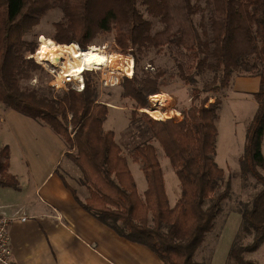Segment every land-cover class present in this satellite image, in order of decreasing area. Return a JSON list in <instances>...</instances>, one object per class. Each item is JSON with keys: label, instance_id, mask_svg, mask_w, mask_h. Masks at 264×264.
Masks as SVG:
<instances>
[{"label": "trees", "instance_id": "obj_1", "mask_svg": "<svg viewBox=\"0 0 264 264\" xmlns=\"http://www.w3.org/2000/svg\"><path fill=\"white\" fill-rule=\"evenodd\" d=\"M202 1L209 7V15L200 30L194 16ZM139 4L160 19L161 30L153 32L152 22ZM56 8L63 12L52 34L59 44L87 48L98 36L113 32L123 54L134 55L135 67L143 51L167 48L177 70L172 76L196 84L200 76L212 74L203 84L207 92L228 88L236 72L260 76V87L253 92L257 111L246 128L240 169L245 179L255 178L262 187L243 209L240 232L227 262L222 263L259 264L246 259L245 253L264 244V0H0V103L48 126L64 141L66 156L80 169L81 181L89 190L86 200L81 201L76 189L63 179L86 210L120 236L151 248L164 264H199L194 254L213 229L229 192V186L223 189L226 171L215 158L221 99L197 104L200 91L195 90L187 114L164 111L166 118L179 121L153 118L148 114L149 100L163 93L159 77L165 71L135 70L121 83V96L132 101L129 129H125L130 140L123 143L114 130L104 128L111 106L100 99L97 85L86 81L82 91L70 87L55 93L48 87L22 85L40 68L26 57L35 43L25 36ZM91 71L82 69L86 77ZM140 118L153 137L137 143L127 155L134 139L131 128ZM157 143L172 167L183 171L179 173L181 196L174 205ZM129 160L141 165L147 181L143 194ZM0 185L20 187L17 176L10 172L8 145L0 148ZM243 235H251L252 241L241 243Z\"/></svg>", "mask_w": 264, "mask_h": 264}, {"label": "rangeland", "instance_id": "obj_2", "mask_svg": "<svg viewBox=\"0 0 264 264\" xmlns=\"http://www.w3.org/2000/svg\"><path fill=\"white\" fill-rule=\"evenodd\" d=\"M200 4L202 8L195 14L194 18L197 26L200 28V30H202L203 24H205L208 19L209 7L204 1L200 2ZM139 7L144 13L145 17L151 20L153 32H157L163 28V23L158 17L149 15L144 6L139 4ZM62 17L63 12L61 9L56 8L50 10L43 17L40 24H38L32 32L25 36L26 39L34 41L35 49L39 43L38 54L40 53L42 58H44V46L41 41L42 35L52 38V34L55 31L54 23L59 21ZM73 44L76 43L61 45ZM91 45L100 47L103 51H105L106 54H117L125 58L132 56L131 52H128L131 54H123L125 52H122V50L115 43L113 32L98 36ZM80 48L83 49L82 47ZM34 51L27 53L33 54ZM138 55L140 56V61L139 64H137V67H135L134 61V71L138 70L142 72V70H146L153 74L157 73L159 70L165 71V74L159 77V81L161 82V91H163V93L160 94L162 98L160 104L157 106L163 113L164 111L175 110L177 111L176 115H178L179 111L182 110L187 114V111L191 107L193 99L192 96L195 90L200 91L199 98L195 100L197 104H200L205 100L207 104H210L211 102L215 101L216 97H219L222 101L221 109L219 111V119L217 122L219 134L215 158L219 166L223 167L226 171L223 189L229 186V192L227 197L221 202V210L215 220L213 229L207 234L204 243L200 248L197 249L193 259L199 264L226 263L228 259V253L240 232L242 211L251 202L255 193L262 187V184L259 183L255 178L245 179L242 176L240 169V158L245 151V145L247 141L246 128L257 111L258 104L253 98V92L258 89V87H260V76L256 73L244 71L236 72L233 74L231 84L228 88L223 89L218 93L207 92L203 90V84L206 79L212 76V74L208 73L200 76L196 84H188L181 78L172 76L177 70L175 61L167 48L163 49L161 52L155 48H151ZM132 57L134 60V55ZM34 61L37 62L35 59ZM39 64L40 68L32 72V77L22 81L23 87H45L46 89L48 87V90H53V93H55L56 90L50 85L51 72H55L59 75L62 69L52 65L49 62H42L43 65L41 63ZM103 74L105 76H109L108 85H105V81L102 79ZM60 75H63V73ZM124 75L119 74L118 71H115L110 66H107L101 68L100 70L96 69L91 71L87 77L84 76V81L85 83L86 81H89L91 84L98 86L100 99L102 101L108 102L109 106L119 108L111 109L110 115L108 117L109 119L104 125V128L112 129L116 132H120L122 130L119 134V138L121 136L120 140L123 143H126L128 140H130L127 133L125 132L129 129L127 126L130 121L128 115L132 110V101L121 96V83L126 77ZM73 79L78 81L81 79V77H73ZM2 109L6 110L4 105L0 103V110ZM148 109H150V113L148 111L146 112H148V114L153 118H173L175 121H179L172 116L166 118V114L163 118L157 117L154 112L156 107L154 106L152 98L149 100ZM123 129L126 130L123 132ZM131 131V133L134 134V139L131 141L130 148H128L126 151L127 155H129L130 150L133 149L137 143L149 141V135L150 138L153 137L150 128L142 118H140L139 121L132 126ZM2 143L4 144L2 145ZM0 145H2L1 147L5 145L9 146L11 166L12 154L13 152L14 156L17 154V145L8 132L4 131L0 135ZM11 145H13V147ZM157 145L159 148L158 156L164 171V178L169 200L171 204H175L180 198L182 192L179 173H183V171L177 172L172 167L170 159L168 156H166L163 148L160 146V144L157 143ZM262 149L264 153V141ZM131 170L138 184V189L141 190L144 185L147 184L145 175L141 169V165L132 161ZM17 178L19 180V185H21V179L18 176ZM3 187L8 188V186ZM9 188L16 190L13 187ZM250 241H252L251 235H243L241 237V243L243 244H247ZM245 258L255 261L259 264H264V244L255 252L245 253Z\"/></svg>", "mask_w": 264, "mask_h": 264}, {"label": "crops", "instance_id": "obj_3", "mask_svg": "<svg viewBox=\"0 0 264 264\" xmlns=\"http://www.w3.org/2000/svg\"><path fill=\"white\" fill-rule=\"evenodd\" d=\"M0 117V135L8 132L17 145L10 170L21 185L16 190L0 187V214L10 218L18 264H164L151 248L120 236L86 210L67 188L63 176L81 201L89 196L80 169L56 133L12 109L0 110ZM120 132L115 131L118 140Z\"/></svg>", "mask_w": 264, "mask_h": 264}, {"label": "bare ground", "instance_id": "obj_4", "mask_svg": "<svg viewBox=\"0 0 264 264\" xmlns=\"http://www.w3.org/2000/svg\"><path fill=\"white\" fill-rule=\"evenodd\" d=\"M41 41L43 43L44 58L38 54L37 49L34 57L39 61L50 62L56 67H60L64 74L80 78L82 69H101L110 66L113 70L118 71L119 74L130 75L134 72L133 57H123L115 54H106L100 47L91 45L88 48L81 49L77 44L61 45L55 42L52 38L42 35ZM152 98L154 102L155 115L159 118L165 117V114L157 107L162 96L156 94Z\"/></svg>", "mask_w": 264, "mask_h": 264}, {"label": "built area", "instance_id": "obj_5", "mask_svg": "<svg viewBox=\"0 0 264 264\" xmlns=\"http://www.w3.org/2000/svg\"><path fill=\"white\" fill-rule=\"evenodd\" d=\"M35 51L33 54L27 53V58H33L38 63H41L38 59L34 57ZM133 55V54H132ZM50 63V62H49ZM43 65V64H42ZM97 68H93L90 70H96ZM100 70V68L98 69ZM63 73V71H60ZM61 73L56 74L55 72H51V79H50V85L55 90L65 89L68 90L70 87L77 89L79 91H82L85 87V81H84V73L81 75V79L78 81H75L73 79V76L64 74L60 75ZM133 75V74H132ZM126 76V77H132ZM103 81H105V85H108L109 83V76L102 75ZM22 220H27V217H22ZM9 224H10V218L7 217L5 214H0V264H18L13 255H12V246L10 241V233H9Z\"/></svg>", "mask_w": 264, "mask_h": 264}]
</instances>
